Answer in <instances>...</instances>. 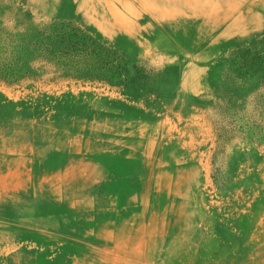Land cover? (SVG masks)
Listing matches in <instances>:
<instances>
[{
	"label": "rangeland",
	"instance_id": "1",
	"mask_svg": "<svg viewBox=\"0 0 264 264\" xmlns=\"http://www.w3.org/2000/svg\"><path fill=\"white\" fill-rule=\"evenodd\" d=\"M197 1L0 0V264H264V0Z\"/></svg>",
	"mask_w": 264,
	"mask_h": 264
},
{
	"label": "bare ground",
	"instance_id": "2",
	"mask_svg": "<svg viewBox=\"0 0 264 264\" xmlns=\"http://www.w3.org/2000/svg\"><path fill=\"white\" fill-rule=\"evenodd\" d=\"M159 1V2H158ZM197 1V0H196ZM155 2H158V4L159 5H163V3L165 4V3H168V4H170V6H175V5H177V3L179 4L180 3V7L182 8V11L183 12H186V11H189V8H191V9H193L194 11H195V7H193V6H197L198 5V3H196L195 2V0H155ZM198 2V1H197ZM198 6H200V3H199V5ZM201 7V6H200ZM83 9V8H82ZM198 9V8H197ZM196 9V10H197ZM199 11V10H198ZM231 18V17H230ZM213 20V19H212ZM229 20V16H226V17H224V18H222V19H219L218 21H216L215 22V24H214V27L217 29V28H220L221 26H223L224 24H226L227 22H229L228 21ZM238 19H234L232 22H233V24L234 23H240V21H237ZM210 22V21H209ZM216 31V30H215ZM44 191V190H43ZM129 195V194H128ZM127 197V196H126ZM129 199V198H128ZM3 201V200H2ZM125 201V200H124ZM132 201H133V199H132ZM82 203L83 204H89L88 203V200H83L82 201Z\"/></svg>",
	"mask_w": 264,
	"mask_h": 264
},
{
	"label": "trees",
	"instance_id": "3",
	"mask_svg": "<svg viewBox=\"0 0 264 264\" xmlns=\"http://www.w3.org/2000/svg\"><path fill=\"white\" fill-rule=\"evenodd\" d=\"M45 33V32H44Z\"/></svg>",
	"mask_w": 264,
	"mask_h": 264
}]
</instances>
